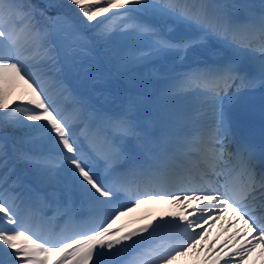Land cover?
Returning <instances> with one entry per match:
<instances>
[{"label":"snow or ice","instance_id":"snow-or-ice-1","mask_svg":"<svg viewBox=\"0 0 264 264\" xmlns=\"http://www.w3.org/2000/svg\"><path fill=\"white\" fill-rule=\"evenodd\" d=\"M65 7L75 18L0 0V131L13 130L0 136V264H173L190 252L243 264L264 246V144L236 135L231 106L264 90V0L244 20L213 0ZM144 69L165 82L164 97L198 104L179 116L161 107L146 122L139 92L113 111L102 88L72 87L115 78L136 87ZM147 201L176 211L113 228ZM218 221L231 234L213 257L215 242L201 244Z\"/></svg>","mask_w":264,"mask_h":264},{"label":"bare ground","instance_id":"bare-ground-1","mask_svg":"<svg viewBox=\"0 0 264 264\" xmlns=\"http://www.w3.org/2000/svg\"><path fill=\"white\" fill-rule=\"evenodd\" d=\"M97 86H99V88H103L104 84L103 85H97ZM106 97L108 98L109 95L107 94ZM13 98H14V96H13ZM195 102H198L197 99H190V98H188V96L185 93V94L177 95V97L175 99L166 102V104L170 105L171 109L173 111H176V114L183 115V114H185V112H189L190 108H192V110L194 109L193 104ZM169 208L170 207L167 206V204L164 202L147 201L145 204H143L139 208H137L130 216L122 218L121 221L128 219V218H132V217H137V219H139L140 217L144 216V214L149 212L150 210L155 211L158 209V211H161V209L166 210ZM34 230L38 231L41 235H48V230L46 229V226L43 224H37L35 226ZM197 231H198V229H197ZM198 254L205 255L206 252H190L187 256L179 257L176 261H173V264H185L188 259H190L192 257H196V256H198Z\"/></svg>","mask_w":264,"mask_h":264},{"label":"rangeland","instance_id":"rangeland-1","mask_svg":"<svg viewBox=\"0 0 264 264\" xmlns=\"http://www.w3.org/2000/svg\"><path fill=\"white\" fill-rule=\"evenodd\" d=\"M143 71H145V72H149V70L148 69H144ZM113 81H115L116 83H120V81L119 80H117L116 78L115 79H112ZM74 83H77V82H75L74 81ZM78 85H79V87L81 88V89H83L84 90V92H85V94L87 93H89V90H90V88L91 87H95L96 88V85H90L89 83H78ZM16 94H19V89L17 90V93ZM16 94H14V97H15V95Z\"/></svg>","mask_w":264,"mask_h":264},{"label":"trees","instance_id":"trees-1","mask_svg":"<svg viewBox=\"0 0 264 264\" xmlns=\"http://www.w3.org/2000/svg\"><path fill=\"white\" fill-rule=\"evenodd\" d=\"M65 1V0H64ZM63 7L65 8V9H67L68 10V8L67 7H65V5H63ZM8 130H11L10 128L8 129ZM11 131H13V130H11ZM21 131V129H18V130H16L15 131V133H19Z\"/></svg>","mask_w":264,"mask_h":264}]
</instances>
